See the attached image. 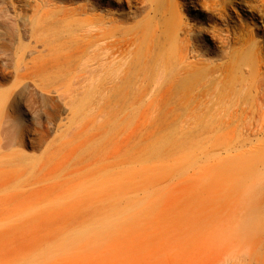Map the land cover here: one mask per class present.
<instances>
[{
	"label": "bare ground",
	"instance_id": "6f19581e",
	"mask_svg": "<svg viewBox=\"0 0 264 264\" xmlns=\"http://www.w3.org/2000/svg\"><path fill=\"white\" fill-rule=\"evenodd\" d=\"M20 1L0 0V31L18 43L14 87L30 78L50 90L35 78L40 72L27 71L28 44L21 42L27 34L42 46L51 39L73 49L53 86L69 121L101 101L113 103L122 120L144 100L170 104L168 132L147 151L157 153L179 128L182 264H264V42L254 27V19L264 18V0ZM6 46L0 38V54ZM7 61L0 59V86ZM10 98L0 90V133L5 125L16 128L0 148L24 146L29 128H17ZM32 129L43 139V127Z\"/></svg>",
	"mask_w": 264,
	"mask_h": 264
},
{
	"label": "rangeland",
	"instance_id": "374dc122",
	"mask_svg": "<svg viewBox=\"0 0 264 264\" xmlns=\"http://www.w3.org/2000/svg\"><path fill=\"white\" fill-rule=\"evenodd\" d=\"M233 10L245 18L240 7ZM257 18L263 43L264 18ZM0 38L7 43L0 59L8 60L10 71L0 90L11 92L8 111L17 128L29 124L24 146L0 148V264H182L185 158L179 128L157 153L147 151L168 132L171 105L146 98L122 120L113 103L101 101L69 121L68 105L53 86L62 62L72 59V47L51 39L42 46L24 35V60L33 65L27 71L40 72L35 78L50 90L30 78L14 87L17 38L3 31ZM33 126L45 129L40 141ZM15 129L3 126L0 141L6 143Z\"/></svg>",
	"mask_w": 264,
	"mask_h": 264
}]
</instances>
